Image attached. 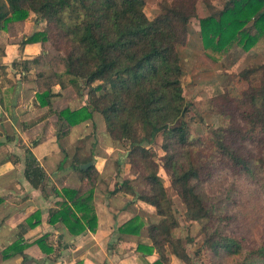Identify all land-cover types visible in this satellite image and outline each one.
Segmentation results:
<instances>
[{
    "label": "trees",
    "instance_id": "trees-1",
    "mask_svg": "<svg viewBox=\"0 0 264 264\" xmlns=\"http://www.w3.org/2000/svg\"><path fill=\"white\" fill-rule=\"evenodd\" d=\"M148 1L0 0V35L12 33L16 25L22 26L34 13L36 23H46V29L24 37L21 46H44L49 40L51 26L69 40L71 48L63 58L62 73L46 75V71H37L38 91L43 93L40 96L42 105L51 107L57 123L64 124L57 130L58 139L67 135L71 128L94 120L97 114L103 117L108 135L125 149V155L116 166L118 181L108 195L123 192L132 196L128 202L154 207L159 218L158 224H150L147 228L138 215L116 230L119 235H140L142 229L147 228L152 244L139 242L137 252L153 254L156 251L159 260L151 264H169L171 247L182 263L193 264L187 244L194 240L183 239L174 232L179 221L160 175L163 168L184 204L186 220L202 224V249L221 257L227 264H264V245H245L244 236L225 230L226 223L234 226L230 216L206 203L203 183L220 180L213 177V165L193 159L188 150L193 142L189 123L183 116L191 104L184 93L178 48L187 39L191 20L197 17L199 0L163 2L160 13L153 19L145 12ZM203 1L212 12L200 20L201 38L207 51L218 56L235 45L248 51L264 37V0H225L221 9L213 6L211 0ZM46 55L41 52L31 59L14 63L13 67L19 68L21 78L23 73L43 66ZM2 68L0 65V73ZM256 72L262 74L260 84L251 86L236 99L245 128L233 124L220 127L209 139L214 151L228 164L249 175H254L256 169L264 172V155L251 159L239 150L242 141H252L264 149V65L240 73L242 78L248 79ZM64 76L69 77L68 82ZM40 80L45 83H39ZM53 80L62 90L71 87L77 90L80 98H86L83 106L54 108L52 99L63 94L53 91ZM0 103L3 104L1 97ZM14 140L15 137L5 135V140H0V148ZM154 145H160L164 152L161 165L157 162ZM83 149L85 146L77 147L73 156L63 150L64 158L53 176L75 171L81 184L58 187L53 183L51 191L58 201L50 210L47 222L52 227L61 223L74 236L98 230L94 198L100 173L95 165L88 170L81 169L82 165L95 161L93 150L89 155H81ZM123 162L143 172L146 190H138L130 180L124 179L120 167ZM24 169L26 180L48 199L51 176L30 149L26 151ZM262 188L264 190V183ZM5 200L7 197L0 196V206ZM42 222V211L38 209L25 219L22 232ZM48 238L49 235H44L31 242L20 235L1 252L2 259L24 254L34 245L44 254H52L54 248L48 245Z\"/></svg>",
    "mask_w": 264,
    "mask_h": 264
},
{
    "label": "rangeland",
    "instance_id": "rangeland-1",
    "mask_svg": "<svg viewBox=\"0 0 264 264\" xmlns=\"http://www.w3.org/2000/svg\"><path fill=\"white\" fill-rule=\"evenodd\" d=\"M169 1L172 0H149L145 6V12L148 18H155L161 11L160 5H162L163 2ZM211 4L221 9L224 6L223 4H225V0H211ZM196 6L197 17L191 20L189 34L186 36L187 39L185 43L178 48L183 67L182 84L184 87V93L186 100L191 104L190 109L185 116H183V119L189 123L191 141L193 142L191 147H188V150L193 159L209 163L215 168L213 177H217L220 181L203 183V190L205 192L204 197L206 203L215 205L218 211H224V215L230 216L232 222H234L233 227L226 223V226L224 227L225 230L229 232L234 231L235 233L244 236L245 245L248 247L259 246L260 244L264 245V190L262 188V184L264 183V172L256 169L254 175H249L245 172L235 170L217 151H214L209 142V139L213 136L212 132L220 127H227L228 125L233 124L245 128V123L237 109L236 99H239L242 96V93L248 91L251 86L259 85L262 74L261 72H256L248 79H245L240 76V73L247 68H256L264 65V37L260 38L257 45L248 51L235 45L227 52L217 56L205 49L200 31V20L209 16L212 12L203 0H199ZM26 22H29L28 29L26 28L29 35L24 34L26 27H24V24ZM26 22L22 26L16 25L15 30L12 33H1L0 42L5 43V41L14 40L19 43L24 37L30 36L35 31H43L46 29V23H36V15L34 13L30 14ZM49 30L50 37L48 42L44 46L41 45V52L47 54L44 60L45 64L38 68L35 67L37 70L34 69L30 72L32 73L31 75L36 78L35 83L37 89V71H46L44 72L46 75L62 73V71H64L63 58L71 48L69 40L63 38L60 31L52 26ZM253 33H255V31ZM17 69L19 70V68ZM64 79L66 82L69 81V77L67 76H64ZM55 81L56 80H53L52 84ZM40 82H42V80H40L39 83ZM19 83L20 81L18 79L16 80V83L8 81L6 86L9 92H2V90H0V97L3 100L5 109L12 105L11 101L16 97L14 95L16 91L15 87L16 85H19ZM44 83L45 82H42V84ZM56 87L63 95L52 99L54 108L59 109V107L63 108L69 106L71 109H77L83 106L82 103H84L86 98H80L77 90L72 87L67 90H62L60 86L53 84V91ZM32 94L33 93L30 90L24 91L22 98L20 97L19 100L20 104L18 106H22L19 107V112L24 116V120L28 121L26 119L32 120V117L36 119L39 116L44 117L49 114L52 115L53 109L50 107L48 108V112L43 113L40 111L37 112L35 116H28L30 111L27 110L26 105L34 101ZM54 117L53 114V125L51 127V134L53 135H55L57 130L60 129V124L62 127L64 125L63 123H57V120ZM97 117L100 127H98L96 121L93 120V123H96L97 126L92 129V132L85 129L86 131L83 133L81 129L76 132L75 138L73 137L74 139L79 137V139L70 140L68 135L74 131L73 127L67 135L62 137V139L67 138L70 140V142L68 141L67 143L66 140H64V144L68 147L69 150L67 152L71 156L76 153V148L80 146H85V149L81 151V155H89L93 150L97 171L103 168L107 169L103 174H99L100 178L97 181L98 186H109L114 184L115 188V184L118 181V167H116L117 162L119 161L118 151L125 152V149L121 144L114 142L109 136L112 143H115V145L113 144L114 150H110L109 152L110 156L108 157V155H106L108 147L103 140L104 138L99 136V134L100 131H104V129L106 133L108 132L103 117L100 115H97ZM46 127H48V125H45V127L43 125H41V127H36L38 133L32 136V142L40 141L45 138L48 130ZM89 129L91 130V127ZM5 135H7V133H0V140H5ZM10 136H13V134L10 133ZM18 144H20V141ZM21 146L22 143L20 147ZM101 146L103 149H101ZM153 149L157 153V162L161 165V157H163L164 152L160 145H154ZM239 150L242 154L250 156L251 159H258L264 155V149L261 146L252 143V141H242L241 145H239ZM7 151H9L7 157L14 161L15 156H13L14 154H12V150H8V148L2 150V157L5 159ZM104 158H106V162L104 161ZM120 167L124 179L130 180L131 184L138 190L143 191L147 189V185L142 176L143 172L141 170L134 168L128 162H124ZM160 175L168 191L169 197L172 200L173 208L179 221V227L174 231L175 234L183 239L189 237L194 240L193 243L187 244V249L192 257L191 260L193 261V264H227L221 257L214 256L205 248L202 249L204 242V234L201 229L202 224L199 222L189 223V221L186 220L184 215V204L173 189L171 180L163 168L160 169ZM64 184L80 185L81 180L78 173L76 172L69 178L66 177L64 180L56 182L58 187ZM48 190L50 196L48 199H52L51 197H54V195L51 191L52 184H50V182ZM2 192L4 193L2 194L4 195L2 197H7V200L5 201L12 203L16 201L20 202L23 197H27V199L30 198L28 197L29 195L27 196V191L24 188L19 191V194H17L19 196H16L11 189H6ZM131 197L132 196H128L125 198L128 201L133 199ZM54 199L57 198L54 197ZM139 208L141 211V217L145 220L146 227L150 224H158L159 218H157L156 214H150L148 210L149 207L146 206V208H143V206H139ZM12 211L13 209H11L10 215L12 214ZM15 216L19 217L20 214L17 213ZM229 222H231V220ZM0 225L2 226V222ZM21 225H19L20 229ZM16 240L6 243L5 240L0 238V264H25L19 259L24 254H19L5 260L2 259L1 252Z\"/></svg>",
    "mask_w": 264,
    "mask_h": 264
},
{
    "label": "crops",
    "instance_id": "crops-1",
    "mask_svg": "<svg viewBox=\"0 0 264 264\" xmlns=\"http://www.w3.org/2000/svg\"><path fill=\"white\" fill-rule=\"evenodd\" d=\"M28 26L29 22H26L24 24V34H28L26 30ZM41 50V44H26L25 46H21L20 42L18 43L14 40H8L5 41V43L0 42V65L3 67L0 73V90H2V92H9L6 86L8 81L16 83L17 79H21L19 85L15 87L16 91L14 95L16 97L11 101L12 105L9 107L6 106L7 108L5 109L4 103H0V133H7L9 135L11 133L15 137L14 141L0 148V195L4 196L2 195L4 194L2 192L3 190L11 189L16 196H19L17 194L24 188L27 191V196L29 195L28 197H30L28 199L27 197H23L21 200L23 202L16 201L12 203L6 201L0 206V223L2 222L0 238L5 240L6 243H10L18 239L20 235H23L25 239L31 241L41 238L44 235H49L47 243L54 248V252L46 255L38 246H31L25 251L24 255L19 258L21 262L25 264H151L153 261L159 260V254L156 251L153 254H144L136 251L139 242L149 245L152 244L146 228L142 229L140 235H119L116 232L117 229L122 227L129 220L138 215L141 216L139 206H143V208H146V206L149 207L148 210L150 214H156V209L142 202H128L129 200L127 201L125 198L128 197V195H124L122 192L115 195H108L109 189H114V184L109 186L99 185L96 190L94 205L98 217L97 232H88L81 236H74L67 232V229L61 223L55 227L47 224L50 217V210L56 207L58 199H54L52 196V199L46 200L41 190L34 189L26 180L24 168L26 165L27 149L32 151L41 166L45 168L51 176L50 184L53 185V182H59L76 173L75 171H70L68 173L59 172L58 175L53 176V173L57 171L58 166L64 158L63 150H69L68 147L65 146L64 140H66V143L68 141L70 142V140L75 138L77 131L82 129L84 133L86 131L85 129H88V131L92 132V129L97 126L96 123L98 127H100V125L96 114L94 116L96 123H93L92 120L74 127V131L68 135L69 140L67 138L58 139L56 134H51L53 113L52 115L49 114L44 117L37 115L39 116L38 118L34 119V117H32V120L26 119L28 121L24 120V116L19 112V107L22 106H18L20 104V97L22 98L24 91L30 90L33 93L34 101L26 105L27 110L30 111L28 116H35V114L40 111L43 113L48 112L49 107L42 105L43 103L40 96L43 93L38 91L35 83L36 78L31 75L32 73H23V77L20 78L19 75L21 71L16 68L14 69L13 64L23 59L27 60L33 58L39 55ZM54 92L60 93L57 87ZM41 125L44 127L48 125V127H46V129H48L46 136L44 139L37 141V144H34V142H32V136L38 133L36 127H41ZM90 127L91 130L89 129ZM107 134L108 133H106L104 129V131H100L99 136L103 137L104 142L107 144L108 150L106 151V155L109 157V152L110 150H114L115 143H112ZM76 139L78 140L79 137ZM19 141L20 144H18ZM21 143L22 146L20 147ZM5 148L12 150L11 152H13L12 154L15 156L14 161L7 157L9 151H7L5 159L2 157L1 152ZM101 149H103L102 146ZM125 153L126 152L118 151V160H120L121 156H124ZM105 160L106 158H104V161ZM106 170L107 169L103 168L99 170V172L103 174ZM11 209H13V211L10 215ZM38 209L42 211V224L34 229L22 232L19 225L23 224L24 220ZM17 213L20 214L19 217L15 216ZM169 259V264H182L170 249Z\"/></svg>",
    "mask_w": 264,
    "mask_h": 264
},
{
    "label": "water",
    "instance_id": "water-1",
    "mask_svg": "<svg viewBox=\"0 0 264 264\" xmlns=\"http://www.w3.org/2000/svg\"><path fill=\"white\" fill-rule=\"evenodd\" d=\"M62 125L60 124V129H61ZM95 165V161L90 162L88 164L82 165L81 169L82 170H88L89 168L93 167Z\"/></svg>",
    "mask_w": 264,
    "mask_h": 264
}]
</instances>
